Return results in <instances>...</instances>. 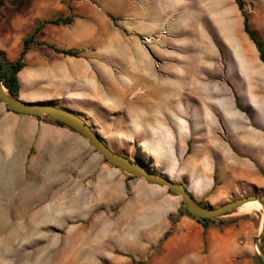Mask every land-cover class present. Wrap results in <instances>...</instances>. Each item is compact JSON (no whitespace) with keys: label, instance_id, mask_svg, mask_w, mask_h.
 <instances>
[{"label":"crops","instance_id":"crops-1","mask_svg":"<svg viewBox=\"0 0 264 264\" xmlns=\"http://www.w3.org/2000/svg\"><path fill=\"white\" fill-rule=\"evenodd\" d=\"M227 1L232 0H144L138 11L140 18L149 20L140 33L156 35L171 29L170 38L166 34L152 46L153 55L162 57L163 68L157 67L155 57L149 58L137 77L147 74V67L151 74L154 66L181 84L175 96L168 100L161 96L160 110H175L176 126L159 119L153 129L178 132L173 136L186 146L185 185L195 196L213 189L229 194L242 184L264 187V62L245 31L242 35L241 26L226 37ZM172 21L177 26H171ZM3 27L0 22V50L14 60L25 33L11 36ZM38 45H31L18 73L22 99L75 108L87 121L86 116L94 119L91 114H99V108L113 105L112 97L99 87L90 61ZM87 78L96 85L86 83ZM74 87L88 93L74 97ZM142 94L137 102L140 120L147 111ZM160 110L153 111L155 118H161ZM129 175L106 161L78 131L48 116L16 112L0 100V212L8 221L27 220L38 177L62 190L69 185L88 187L89 202L106 210L118 208L127 238H146L149 244L164 238L165 258L173 250L186 249L174 264H255L252 239L259 230L255 221L205 228L181 210L178 195Z\"/></svg>","mask_w":264,"mask_h":264},{"label":"rangeland","instance_id":"rangeland-1","mask_svg":"<svg viewBox=\"0 0 264 264\" xmlns=\"http://www.w3.org/2000/svg\"><path fill=\"white\" fill-rule=\"evenodd\" d=\"M244 2L251 26L264 42V0ZM143 7L144 0H2L0 22L4 25L3 31L11 36L25 33L22 41L34 30L38 20L72 15L74 20L71 24H46L36 37L44 43L43 47L39 44L38 48L48 50L49 44L60 48H77L78 56L92 63L97 83L100 88L104 87L103 94L107 93L113 100V105L108 109L99 108V114H91L94 119L86 116L88 121L113 149L133 159L142 158L152 170L185 183L186 146H182V141L173 136L178 132L153 129L159 119L162 124L172 123L176 126L175 110L173 113H170V109L161 112L160 106L164 103L162 97L168 100L175 96L181 84L172 76L161 74L158 66L163 68L164 61L159 55H153L152 47L166 34L170 38L171 29L163 28L156 35L140 33L149 22L138 16L139 9ZM171 26L177 24L174 22ZM224 26L226 37L231 32L237 33L240 26L244 36L243 16L234 0L227 1ZM173 37L177 40L176 36ZM154 57L158 68L151 66L153 69L148 74L149 69L145 67L147 74L137 77L138 70L141 73L144 69L141 64H147L148 59ZM92 81L88 78L85 80L88 84L96 85ZM37 85L42 87L40 83ZM73 91L74 97L88 93L81 87H74ZM141 92L140 98L147 111L142 112L140 120L137 102ZM131 100L136 101L135 104L130 105ZM70 109L76 111L75 108ZM154 110H160L161 118H155ZM231 190L229 194H217L213 189L209 194L196 197L212 206H219L246 194H264V187L245 184ZM91 194L85 186L69 185L62 190L48 186L45 179L35 178L34 208L28 212L27 220L24 222L21 218L18 223L13 221L14 225L10 224V220L7 225L11 227L0 232V264H174L182 252L183 255L186 253V249L173 250L165 258L163 241L160 239L149 244L146 238H127L118 208L106 210L89 202ZM90 206L97 207L90 210ZM263 216L262 208L250 212L237 208L219 217H238L232 223L255 221L259 227L257 238ZM4 238H13L10 247L3 246ZM256 238L252 239L254 263L264 264ZM12 254L18 256V261Z\"/></svg>","mask_w":264,"mask_h":264},{"label":"water","instance_id":"water-1","mask_svg":"<svg viewBox=\"0 0 264 264\" xmlns=\"http://www.w3.org/2000/svg\"><path fill=\"white\" fill-rule=\"evenodd\" d=\"M0 100L12 110L29 115H44L60 120L73 127L82 134L90 145L97 150L108 162L122 169L130 175L143 178L151 183L165 187L169 191L178 195L183 206L189 213L200 218H212L226 215L248 201L258 200L264 206V194L250 193L232 199L219 206L202 205L194 194L190 192L184 182L175 181L170 176L146 168L144 164L130 156L113 149L105 138L91 125L82 115L76 111L56 105L48 101H28L13 94L4 85L0 78ZM264 210V208H263ZM264 237V216L260 232L256 238V245L259 253L264 258V248L261 239Z\"/></svg>","mask_w":264,"mask_h":264},{"label":"trees","instance_id":"trees-1","mask_svg":"<svg viewBox=\"0 0 264 264\" xmlns=\"http://www.w3.org/2000/svg\"><path fill=\"white\" fill-rule=\"evenodd\" d=\"M0 1H2V0H0ZM235 2H236V4H237V6H238V8L241 11V14L243 16V29H244L245 33L249 36V38L253 41V43L256 45V47L259 51L260 59L264 62V42L261 40L258 33L251 26L250 16L245 9V2H244V0H235ZM109 15H110V17L113 18L112 14H109ZM73 20H74V17L72 15H58V16L53 17V18L38 20V24L36 25L34 30L30 34L26 35L24 37V39L22 40V48L20 51V55L18 58L14 59V60L8 59L5 56L4 51L0 50V78H1L2 82L4 83V85L9 89V91H11L13 94H15L17 96H20L21 82H20L18 73L26 65V54L29 51L31 45L33 43L44 44L43 42L38 41L36 39L40 30L46 24H54V25L71 24L73 22ZM49 46H51L56 52L62 53L64 55L78 56V54H79V51L77 48H72V47L71 48H60V47H57V46L52 45V44H49ZM8 108L11 109L9 106H8ZM53 120L57 124L68 126L71 129L75 130L73 127L67 125L66 123H64L60 120H57L54 118H53ZM134 159L136 161H139L142 164H144V166L146 168H150L142 158L137 157ZM129 176L135 177L134 175H129ZM171 193H173V192H171ZM173 194H175V193H173ZM196 199L204 206L209 205L208 202H205L202 199H198L197 197H196ZM181 210L183 212L187 213L188 215L196 218L200 223H202V225L205 228H207L211 225L225 226V225L232 223L233 221H236L238 218V217H234V218H229V217L228 218H222V217L200 218V217L194 216L191 213H189L187 211V209L183 206V204L181 206ZM171 219H172V216H171ZM167 234H168V232L166 233V235ZM163 240H164V238L161 239V241H163Z\"/></svg>","mask_w":264,"mask_h":264},{"label":"bare ground","instance_id":"bare-ground-1","mask_svg":"<svg viewBox=\"0 0 264 264\" xmlns=\"http://www.w3.org/2000/svg\"><path fill=\"white\" fill-rule=\"evenodd\" d=\"M239 208H240V210L242 212H250V211H252V210H254L256 208H262L263 209L264 206L258 200H254V201L246 202L245 204H243ZM19 213H22V212H19ZM23 213H25V212H23ZM7 219H8V217H7L6 213L5 212H0V232H3L6 228L10 227V226L7 225V224H9V223H7V222H9L8 221L9 219L8 220ZM12 243H13V238H4L2 240V244H3V246H6V248L10 247ZM12 255L15 256L16 257L15 260L18 261V256L15 255V254H12ZM26 264H28V263H26ZM33 264H37V263H33Z\"/></svg>","mask_w":264,"mask_h":264}]
</instances>
